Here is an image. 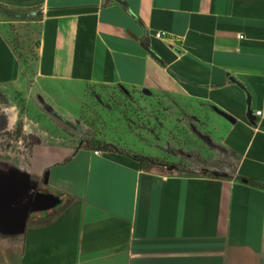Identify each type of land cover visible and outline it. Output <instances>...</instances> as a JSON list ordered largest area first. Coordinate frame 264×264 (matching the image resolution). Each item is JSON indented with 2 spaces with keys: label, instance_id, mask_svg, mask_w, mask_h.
<instances>
[{
  "label": "crops",
  "instance_id": "obj_1",
  "mask_svg": "<svg viewBox=\"0 0 264 264\" xmlns=\"http://www.w3.org/2000/svg\"><path fill=\"white\" fill-rule=\"evenodd\" d=\"M27 36L37 77L182 96L222 134L212 160L152 168L86 143L6 160L2 182L59 198L17 227V264H264V0H0V89Z\"/></svg>",
  "mask_w": 264,
  "mask_h": 264
},
{
  "label": "rangeland",
  "instance_id": "obj_2",
  "mask_svg": "<svg viewBox=\"0 0 264 264\" xmlns=\"http://www.w3.org/2000/svg\"><path fill=\"white\" fill-rule=\"evenodd\" d=\"M33 44L30 36L22 41L20 81L0 89V186L2 178L16 175L3 168L6 160L25 156L37 142L109 144L166 165L220 154L222 124L205 104L150 90L37 77ZM16 230L0 219V264L18 263Z\"/></svg>",
  "mask_w": 264,
  "mask_h": 264
},
{
  "label": "water",
  "instance_id": "obj_3",
  "mask_svg": "<svg viewBox=\"0 0 264 264\" xmlns=\"http://www.w3.org/2000/svg\"><path fill=\"white\" fill-rule=\"evenodd\" d=\"M242 89L245 91L244 88ZM246 105H247L246 117L251 124H254L256 115L252 112L250 108V98L248 94H247ZM212 173L214 176H218V177L226 176L225 173L220 172V171H214ZM26 186H27L26 190H24L23 192H19V194H21L19 196L20 205L17 204V207L14 208L16 212H13V214L15 213V215H17V218H18L17 221L8 222V223H11L13 226L22 227L25 224V221L30 211L49 210V209L54 208L59 203V198L51 194L33 192V191L28 193L29 187L28 185ZM21 202L23 204V209H20Z\"/></svg>",
  "mask_w": 264,
  "mask_h": 264
},
{
  "label": "flooded vegetation",
  "instance_id": "obj_4",
  "mask_svg": "<svg viewBox=\"0 0 264 264\" xmlns=\"http://www.w3.org/2000/svg\"><path fill=\"white\" fill-rule=\"evenodd\" d=\"M26 187V188H25ZM29 187V186H28ZM27 189L26 184L20 181H15L13 183L3 182L0 186V219L6 222H16L17 215L14 209L19 204V192H23ZM32 192L29 187L28 193ZM20 205V204H19ZM23 209V204L21 202V208ZM19 209V210H20Z\"/></svg>",
  "mask_w": 264,
  "mask_h": 264
},
{
  "label": "trees",
  "instance_id": "obj_5",
  "mask_svg": "<svg viewBox=\"0 0 264 264\" xmlns=\"http://www.w3.org/2000/svg\"><path fill=\"white\" fill-rule=\"evenodd\" d=\"M102 148L105 150L113 149L112 146H110L108 144L102 145ZM134 158L141 164V166H143L145 168L157 167L158 164H160V162L157 159L151 158V157L134 155Z\"/></svg>",
  "mask_w": 264,
  "mask_h": 264
},
{
  "label": "built area",
  "instance_id": "obj_6",
  "mask_svg": "<svg viewBox=\"0 0 264 264\" xmlns=\"http://www.w3.org/2000/svg\"><path fill=\"white\" fill-rule=\"evenodd\" d=\"M154 36H155L156 38H164V37H166V34L163 33V32H156V33L154 34ZM238 38L241 39V38H243V36L238 35ZM256 113H257V115H260V114H261L260 111H257ZM94 153H95V154H99V153H100V150L97 149V150L94 151Z\"/></svg>",
  "mask_w": 264,
  "mask_h": 264
}]
</instances>
